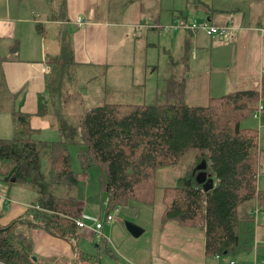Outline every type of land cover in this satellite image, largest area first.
<instances>
[{"label":"trees","instance_id":"1","mask_svg":"<svg viewBox=\"0 0 264 264\" xmlns=\"http://www.w3.org/2000/svg\"><path fill=\"white\" fill-rule=\"evenodd\" d=\"M59 1L62 8L63 0ZM136 1L125 0L126 5ZM48 16L53 21L60 19ZM37 29L42 33L43 23L38 22ZM60 39L59 54L47 58V63L54 66L50 75L54 74L51 78L49 75L47 91L39 95L37 111L39 115H56L60 132L56 142L35 137L38 132L30 125V114L19 106L21 93L9 88L3 70L5 59L0 56V112H11L16 121L15 138L0 140V161L9 164L4 180L37 193L25 215L0 223V262L100 264L98 257L78 245L82 234L75 220L82 207L77 195L79 175L72 168L69 154L72 144L84 146L79 152L84 167L100 166L108 214L135 202L155 203L158 170L177 165L183 156L194 152L195 162L207 163L206 172L214 178V188L204 191L196 181L197 163L189 166L173 186L164 187V220L200 226L207 256L234 253L240 245L241 223L248 229L247 237L254 236V221L264 209V190L258 187L262 151L259 130L243 127L242 122L260 105L264 119V73L260 88L209 97L206 105L188 104L184 100L185 83H178L181 89L176 94L170 82L173 102L106 101L92 106L72 123L68 113L54 109V90L61 83L53 81L56 67L74 64L71 34L63 32ZM17 51L15 45L12 52ZM62 180L66 181L63 188H52L54 181L59 184ZM21 227H40L74 242L75 258H39L30 235L20 231ZM106 247L110 248L108 244Z\"/></svg>","mask_w":264,"mask_h":264},{"label":"rangeland","instance_id":"2","mask_svg":"<svg viewBox=\"0 0 264 264\" xmlns=\"http://www.w3.org/2000/svg\"><path fill=\"white\" fill-rule=\"evenodd\" d=\"M46 1L27 0V5L30 6V9L26 11V15L22 12V10L25 9V0H10V6L13 10L15 9L17 13L16 15L11 13L10 16H6L8 19L5 23L7 24L8 31L6 32L5 30L2 36L4 38L14 37V40L20 44L21 51L19 58L25 61L24 64H20L19 67H14L13 70L18 75L19 90H22V95L25 96L23 107L29 111L31 127L37 128L36 130L39 131L38 137L42 141L56 142L60 140L56 115L51 113L40 116L37 114L39 93L45 91L46 80H50L54 73L50 75V78L49 75L45 74L41 77L36 71V68H38L37 65L45 63L46 53L59 52V39L63 37V31L65 30L60 28L59 25L57 27L47 25L45 26V34H41L38 31L36 23L42 19L49 18L47 14L42 16L47 10V7L50 16L54 15L59 18L64 17L63 12H61L62 8H60L59 0H54V2L47 1V3ZM124 1L125 0H109L108 6L111 9V13L122 12ZM139 1H141L142 4L145 2V0ZM244 1L248 2L249 0ZM251 2H257L258 7H256V9L258 11V18L264 19V1L258 3L259 0H251ZM172 4L179 6L177 8H186V6H184V4L186 5V0H168V5ZM7 5L8 1L5 0V9ZM164 8H166L165 5H163V9ZM31 11L37 13L36 16H38V21L34 20L35 16L31 14ZM246 13L249 15L250 11L246 10ZM166 17L169 19L168 15H166ZM25 19L33 20L35 24H26L29 22H26ZM192 20L197 21L196 19ZM144 29L148 28H143L142 30ZM185 30L187 31L188 29ZM157 32L158 34L167 33L163 30H157ZM240 32L241 31L232 30L227 35L221 36L220 39H230L233 41L238 37ZM168 33H173L174 36H177L178 30L171 29ZM157 37L158 35L155 39H157ZM209 40L215 42V40L211 38L199 37L193 49L198 52L199 60L202 59V62L206 65L202 71L196 72H209L210 69H212L211 73H206L211 75V93L209 91V77L200 76L196 79H190L187 71L190 65L189 61L185 60L183 64L181 63L175 68H172L173 64H169L168 57L162 50L160 52L159 61L153 64L156 66V70L152 71L153 67H149L145 70V53L141 47L140 53H142V56L135 62L132 79L135 81L136 86H126L122 90L117 89L115 85H112L105 79L106 69L89 71L90 69L84 70L72 63H67L65 66L59 64L56 67L55 78L53 80H56L57 83L61 81L58 87L59 89L56 88L54 90L56 104L54 109L65 114L68 113L70 121L72 123H77L89 108L103 104L106 102L105 99L116 102L149 103V95L143 94V89L138 86H142L143 83H145V85L150 84V78L159 79L160 82H167V76L169 74L174 77L168 81L167 94L159 97L157 101L154 100L153 103L155 102L157 104L174 101V98L169 94L170 82H173L176 94H178L181 89L178 83L180 81L187 83V89L185 84L187 95L185 98L184 91V100L190 105H206L210 96H220L233 90L254 89L259 87L258 73L255 72V56L252 55L244 61L243 77L240 78L237 69L240 68L241 57L238 56L236 50L231 49L232 46L229 47L228 51H225L228 61L226 62V78L224 79V76L216 74L217 71L221 70L218 69L217 63L219 55L216 54V51L212 53L207 52L204 46L209 47ZM22 43L24 44L23 49ZM114 48L116 49L115 44H113L112 50H114ZM210 57L213 58V66L209 64ZM113 65L114 62L111 63L110 67ZM191 68L195 70L194 61H192L189 69ZM197 68L200 69L202 67L198 66ZM24 69H33L36 78H34V74L30 75L28 71L23 75ZM111 72H113V70H111ZM145 74H147L148 78H145ZM105 81H108V87L111 89L110 91L104 89L103 86L105 85ZM105 91L108 93L107 95H105ZM242 126L259 130L260 137H263L262 142H260V149L264 150V119L255 118L254 114H251L243 120ZM15 131V116L11 112L1 111L0 140H13L15 138ZM82 149H84V146L78 144L69 146L72 168L80 178L77 195L85 213L105 220L108 214L105 202L108 197L101 188V168L98 164L84 167L79 155ZM196 163L194 152H190L183 156L177 165L159 169L157 172L158 190L155 203L146 205L135 202L133 205L122 206L113 210L110 214L113 215L112 217L115 220L104 227V235L102 237L94 236V234L86 228L81 229L80 233L84 236H82L81 241L78 243L79 249L98 257L100 259V264H158L155 256L164 257V260L169 264H229L231 260H236L237 264H264V229L259 231L260 225L264 226V209L260 210L259 216L257 217L258 221H254L255 229L253 233L254 236L252 235L253 238H251V236L250 240L246 239L245 233L248 232V229L241 223L239 247L234 253L221 256H207L205 254L203 246L205 235L200 226H187L174 220H164L165 205L162 201L164 187L173 186V184L177 182L178 177L184 176L185 173L188 172V167ZM198 165L199 163L196 164L195 168H197ZM8 168L9 164L7 161H0V196L12 200L14 206L23 205L29 207L37 198V193L25 185H16L10 181L4 180ZM65 182L66 181L62 180L57 184L56 181H54V186H52V188L56 187V185H58V188L59 186L63 188L66 184ZM258 187L264 190V172H259ZM1 197L0 205H2ZM0 209H2V206H0ZM10 211V208H6L2 216L8 215ZM127 221L139 225L144 229V233L140 237L133 236L126 228L125 224ZM86 224L90 225L92 222L86 221ZM246 242L249 244L246 245ZM107 244L112 252L106 250ZM257 244L260 246V250H256ZM35 255L37 254L35 253ZM0 264L5 263L0 262Z\"/></svg>","mask_w":264,"mask_h":264},{"label":"crops","instance_id":"3","mask_svg":"<svg viewBox=\"0 0 264 264\" xmlns=\"http://www.w3.org/2000/svg\"><path fill=\"white\" fill-rule=\"evenodd\" d=\"M4 1L5 0H0V56L5 59L3 70L10 90L13 92H20L22 95V90H19L18 75L13 70L14 67H19V65L24 64L25 61L19 58L21 51L20 44L14 40V37L4 38L2 36L5 33V30L6 32L8 31L7 24L5 23L8 19L6 16H10L11 13L16 15L17 11L15 9L13 10L10 6V0H7L8 5L5 9ZM263 1L264 0H259L258 3H262ZM25 2V9L22 10V12L27 15L26 11L30 9V6L27 5V0H25ZM108 3L109 0H63L62 12L64 17L57 21L51 20L52 18L38 21V16H36L37 13L31 11V14L36 17H34V20L43 23V31L41 34L46 33L45 26L47 25L56 27L59 25L60 28L65 29L63 32L71 34L75 66L83 68L84 70L90 69L89 71L106 69L105 79L120 90L126 86H136L135 81L132 79L135 62L142 56V53H140V48L142 47V50L145 53V70L149 67H153L152 71L156 70V66L153 64L154 62L159 61L161 50L167 55L169 64H173L172 68H175L181 63L183 64L185 60L189 61L190 68L192 61H194L195 70L188 68V77L190 79H196L200 76H205L206 78L209 77V91L211 93V75L206 73H211L212 69H210L209 72H196L202 71L206 67L202 62V59L199 60L198 52L193 49V46L196 45L199 37L202 36L215 40V42L209 40V47H204L207 52L212 53L213 51H216V54L219 55L217 63L218 69L221 70L217 71L216 74L224 76V79L226 78V62H228L225 51H228L229 47L232 46L231 49L236 50L238 56L241 57L240 68L237 69L240 78L243 77L242 73L245 66L244 61L254 55L256 58L255 72L258 73L259 77V87L257 88L261 87V79L264 73V33H261L259 27L264 26V19L258 18V11L256 9V7H258L257 2L253 3L251 0L248 2L244 0H186V5L184 4L186 8L181 9L177 8L179 6L173 4L168 5V0H145L143 4L141 1L137 0L129 5H126L127 3L124 1L122 12L118 13H111ZM163 5H165L166 8L163 9ZM246 10L250 11L249 15L246 13ZM23 13L21 14L24 15ZM45 14H47V16L49 15L48 7L42 16ZM166 15L169 16V19H167ZM78 17H83L85 19V24L82 27L77 26L75 23ZM176 19H182V21L187 20L188 22L195 21L192 19H196L197 21H209L215 25H229L233 28V31L241 32L238 37L232 41L230 39L221 40V36H209L202 30H198L194 33L178 28L175 29L178 30V34L177 36H174L173 33H168L169 31L167 33L158 34V29L141 27L145 22L161 26L169 25L170 23H174ZM25 20L26 22H29L26 24H35L33 20ZM143 28L148 29L142 30ZM157 35L158 37L155 39ZM113 44L116 45V49L114 48V50H112ZM15 45L18 49L17 53L12 52ZM23 48L24 44L22 43V49ZM59 52L46 53L44 60L45 63L37 65L38 68H36V71L41 77L44 76V74L50 75L46 71H43L45 64H50L47 63L48 56H56ZM112 62H114V65L110 67ZM209 64L211 66L214 64L213 58L211 57ZM50 65L53 66L52 64ZM198 66H201L202 68L198 69ZM111 70H113V72H111ZM27 71L30 75L34 74V78H36L33 69H24L23 75ZM173 77L174 76L169 74L167 76L168 81ZM145 78H148L147 74H145ZM108 81H105L103 87L105 90L110 91L111 89L108 87ZM168 81L160 82L159 79L150 78V84L145 85V83H143L142 86L139 85L138 87L143 89V94L149 95L150 102L135 103L156 104L155 102L153 103L154 100L157 101L159 97L167 94ZM185 84L187 89V83ZM45 86V91L39 93V95L47 91L48 80H46ZM107 94L108 93L105 91V95ZM186 95L187 90L185 91V98ZM24 100L25 96L22 95L19 100V106L23 111L29 113V111L23 107ZM105 100L107 102H116L108 99ZM119 103L125 102L120 101ZM33 129L36 130L37 128ZM37 132L38 134H36L35 137L39 139V131L37 130ZM262 140L263 137L261 136L260 142H262ZM261 151L260 172H264V150L261 149ZM16 185H18V183ZM6 202L7 201L2 199V205H0L2 206V209H0V223L2 224H7L11 220L23 216L28 212V206H14L12 200H8L11 204L6 205ZM80 204L82 207L81 213H85L81 202ZM6 208H10L11 211L8 215L2 216ZM106 225L109 224H105L104 227ZM262 229H264V226L260 225L259 231ZM20 231H24L30 235L33 242L34 252L39 258H75V247L74 242L72 241L56 237L40 227H31L29 229L21 227ZM79 232H81V229H79ZM93 234L94 236H98L95 233ZM245 236L246 239L250 240L246 233ZM248 244L249 243L246 242V245ZM203 246H205V237ZM260 249V246L257 244L256 250ZM155 259L158 264H169L164 260V257L155 256Z\"/></svg>","mask_w":264,"mask_h":264},{"label":"built area","instance_id":"4","mask_svg":"<svg viewBox=\"0 0 264 264\" xmlns=\"http://www.w3.org/2000/svg\"><path fill=\"white\" fill-rule=\"evenodd\" d=\"M77 26L82 27L85 24V19L83 17H78L75 21ZM141 27H150V28H155L158 30H163L165 32L170 31L171 29H178V28H183V29H188L191 32H197L198 30H202L205 33H207L209 36L215 37V36H224L227 35L232 31V27L229 25H215L210 23L209 21H194V22H188V21H182L181 19H176L174 23H171L169 25H158V24H153L150 22H145L144 24L141 25ZM259 30L261 33H264V26L259 27ZM43 71H46L47 73H51L53 71V66L50 64H45V67L43 68ZM262 109L263 106L260 105L259 109L254 112V117L261 119L262 117ZM1 197V196H0ZM4 201L6 202V205H8L10 202L9 198H4ZM107 204V202H105ZM39 206H37L38 208ZM117 212V211H115ZM110 213L106 215L105 220H101L97 216H92L88 215L86 213H81L78 218H76L75 223L78 226L79 229H88L90 232H93L97 234L98 236H103V228L105 224H109L113 222L115 219H113ZM86 220H90L93 222V224H86ZM229 264H237L236 260H231ZM258 264V263H256Z\"/></svg>","mask_w":264,"mask_h":264},{"label":"water","instance_id":"5","mask_svg":"<svg viewBox=\"0 0 264 264\" xmlns=\"http://www.w3.org/2000/svg\"><path fill=\"white\" fill-rule=\"evenodd\" d=\"M206 167L207 163L205 161L197 166L196 170H198V174L196 176V181L198 184L202 185L204 191L207 192L214 188L215 182L213 177L208 176ZM125 225L127 230L135 237H140L144 233V229L136 223L127 221ZM34 259H36V257H34Z\"/></svg>","mask_w":264,"mask_h":264},{"label":"flooded vegetation","instance_id":"6","mask_svg":"<svg viewBox=\"0 0 264 264\" xmlns=\"http://www.w3.org/2000/svg\"><path fill=\"white\" fill-rule=\"evenodd\" d=\"M262 118V117H261Z\"/></svg>","mask_w":264,"mask_h":264}]
</instances>
